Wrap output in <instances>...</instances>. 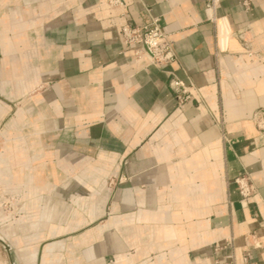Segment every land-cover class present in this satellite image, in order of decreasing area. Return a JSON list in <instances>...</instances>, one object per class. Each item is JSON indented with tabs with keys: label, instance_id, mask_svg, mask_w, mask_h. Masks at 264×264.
I'll return each instance as SVG.
<instances>
[{
	"label": "crops",
	"instance_id": "obj_1",
	"mask_svg": "<svg viewBox=\"0 0 264 264\" xmlns=\"http://www.w3.org/2000/svg\"><path fill=\"white\" fill-rule=\"evenodd\" d=\"M152 18L162 67L119 38ZM0 91L19 264H264V0H0Z\"/></svg>",
	"mask_w": 264,
	"mask_h": 264
},
{
	"label": "built area",
	"instance_id": "obj_2",
	"mask_svg": "<svg viewBox=\"0 0 264 264\" xmlns=\"http://www.w3.org/2000/svg\"><path fill=\"white\" fill-rule=\"evenodd\" d=\"M112 6L123 5L124 0H108ZM215 0H211V4ZM120 42L124 49H130L139 46L136 53L148 56L150 64L156 67H162L176 59V52L173 46V40L170 34L164 30L160 24L159 18L152 20L145 25L122 26L119 34ZM171 86L176 93L179 105L183 107L191 98L190 86L185 84L177 76L173 74ZM257 129L264 133V108L256 110L252 116ZM239 192L243 199L251 194L249 180L245 177L236 180Z\"/></svg>",
	"mask_w": 264,
	"mask_h": 264
},
{
	"label": "rangeland",
	"instance_id": "obj_3",
	"mask_svg": "<svg viewBox=\"0 0 264 264\" xmlns=\"http://www.w3.org/2000/svg\"><path fill=\"white\" fill-rule=\"evenodd\" d=\"M34 92H27V94H34ZM4 96L0 91V100H3ZM9 99V98H8ZM11 101V110L7 114L14 115L19 108H22L26 111L32 110L34 112V108L31 107V103H28V98L20 97L9 99ZM29 106V107H28ZM4 122L0 123V131L4 128ZM10 192L4 188V186H0V264H19L20 259L23 258V252L21 249L24 245H17L16 238L22 237L23 242L27 243L28 235L27 234H13L11 235L9 231V226L11 221L9 220L7 215L14 211V203L10 201L9 194ZM34 205V204H33ZM7 231V232H6ZM19 242V241H18ZM20 243V242H19ZM12 244L11 251L8 252L5 246ZM26 247V245H25Z\"/></svg>",
	"mask_w": 264,
	"mask_h": 264
},
{
	"label": "water",
	"instance_id": "obj_4",
	"mask_svg": "<svg viewBox=\"0 0 264 264\" xmlns=\"http://www.w3.org/2000/svg\"><path fill=\"white\" fill-rule=\"evenodd\" d=\"M5 248H6V250H7L8 252L11 251V246H10V245H7V244H6Z\"/></svg>",
	"mask_w": 264,
	"mask_h": 264
}]
</instances>
